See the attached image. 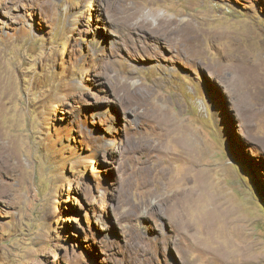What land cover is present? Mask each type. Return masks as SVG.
Returning <instances> with one entry per match:
<instances>
[{"label": "rangeland", "instance_id": "374dc122", "mask_svg": "<svg viewBox=\"0 0 264 264\" xmlns=\"http://www.w3.org/2000/svg\"><path fill=\"white\" fill-rule=\"evenodd\" d=\"M263 89L264 0H0V264H264Z\"/></svg>", "mask_w": 264, "mask_h": 264}, {"label": "bare ground", "instance_id": "6f19581e", "mask_svg": "<svg viewBox=\"0 0 264 264\" xmlns=\"http://www.w3.org/2000/svg\"><path fill=\"white\" fill-rule=\"evenodd\" d=\"M167 21H169V20H167ZM174 27H178V26H174ZM179 27H181V26H179ZM186 27V26H185ZM176 29H180V28H176ZM245 67H243V73H245L246 75H247V73L248 74H250V80H251V78H254V77H256L257 76V74H255V72H253L254 70L253 69H244ZM257 72V71H256ZM253 74H255V76H253V77H251V75H253ZM244 76V75H243ZM245 79V78H244ZM259 79V78H258ZM254 80V79H253ZM246 81H248V79L246 78ZM255 81V80H254ZM255 84V83H254ZM256 90H257V88H256ZM259 90V89H258ZM264 90V89H263ZM261 93V92H260ZM143 101V100H142ZM183 204V203H182ZM174 206V205H173ZM172 209H173V207H172Z\"/></svg>", "mask_w": 264, "mask_h": 264}]
</instances>
